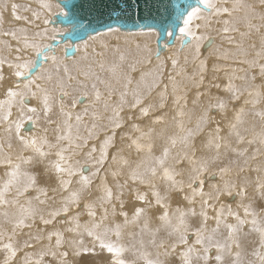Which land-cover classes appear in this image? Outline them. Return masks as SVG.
I'll list each match as a JSON object with an SVG mask.
<instances>
[{
	"label": "snow or ice",
	"instance_id": "snow-or-ice-1",
	"mask_svg": "<svg viewBox=\"0 0 264 264\" xmlns=\"http://www.w3.org/2000/svg\"><path fill=\"white\" fill-rule=\"evenodd\" d=\"M34 2L0 0V264H264V0Z\"/></svg>",
	"mask_w": 264,
	"mask_h": 264
},
{
	"label": "water",
	"instance_id": "water-1",
	"mask_svg": "<svg viewBox=\"0 0 264 264\" xmlns=\"http://www.w3.org/2000/svg\"><path fill=\"white\" fill-rule=\"evenodd\" d=\"M59 3H61V6L64 5H72L75 3L83 2L85 4L91 3L92 0H58ZM112 0H95V3L98 7L103 8L105 5L110 6ZM133 3L136 2V0H132ZM181 3L185 4V0H148V3L153 4L154 6L160 7V12L163 14V20L164 24H167L168 17L167 14L164 13V7L163 4L171 3L172 5H175V3ZM144 0H141V6L143 7ZM186 6V4H185ZM66 11L69 9L66 8ZM147 13H143L142 15H146ZM172 15L174 16L175 13L173 12ZM82 17V19H81ZM92 17L88 16L86 12H79L77 14V11L75 9L69 11L68 17H53L52 23L49 24L53 28H56L61 31V33H58L56 36V40L52 41L51 44L53 45V48L56 49L59 46H65L69 45L71 48V52L69 55V58L72 56H75L77 52H75L76 44L84 41L87 39L88 34L92 33L95 34L93 31V27H87L86 29H82L80 25H89V20H91ZM123 23V22H122ZM154 23L153 21H145L142 17L136 18V23L132 24L131 22H128L125 24V27L128 29H131L132 31H139L140 28H146L148 24ZM93 26L98 27V25H95V22L93 21ZM165 42L168 43L169 47H174L176 45V42L174 37L168 38L166 35L160 39L159 41L156 40V44L160 49L161 54L166 51L165 48ZM207 47V46H206Z\"/></svg>",
	"mask_w": 264,
	"mask_h": 264
},
{
	"label": "rangeland",
	"instance_id": "rangeland-1",
	"mask_svg": "<svg viewBox=\"0 0 264 264\" xmlns=\"http://www.w3.org/2000/svg\"><path fill=\"white\" fill-rule=\"evenodd\" d=\"M11 2H15V3H18V4H28L30 7L32 8H37V4L34 2V0H13ZM251 2V0H250ZM7 14V13H5ZM6 16L5 18H7L6 20H8V23L4 21V24H3V27L5 29H8L10 27H12L13 25H17L18 23H22V22H16L14 21L13 19L10 18V11L8 12V15H5ZM24 15H28L30 18H31V14L30 13H23ZM5 20V19H4ZM11 20V21H10ZM12 26H9L10 24ZM37 24H40L39 21L36 22ZM6 24V25H5ZM6 26V27H5ZM49 27V30L52 29L53 27L48 25ZM58 33H61V31L59 30L57 32L56 35H58ZM50 35H51V30H50ZM140 39H138L139 41H144V40H148V42L150 43L151 47L153 49L157 48V44H156V39L155 37H151V38H148V37H139ZM137 39V38H136ZM253 39H256V37H253ZM47 43H51L52 41L49 40V41H46ZM221 42L219 39L216 40V44L219 45ZM70 45V44H69ZM68 45V46H69ZM71 46V45H70ZM77 46V45H76ZM224 47H227V45H224ZM179 48V44L178 42H176V45L174 47H171V48H167L166 51L164 53H162L161 55L164 56V57H167L169 55H172L173 53H175L177 51V49ZM204 49H207V47L205 46ZM63 52H64V46H59L58 48H56V54L57 55H63ZM81 53H82V49H81ZM203 56V55H202ZM209 56V51L206 52V54L203 56V57H208ZM71 60V58H69ZM213 63V60L212 59H209V67H211V64ZM219 63H224L223 61H220ZM169 70H170V62H169ZM8 71L7 68H5V72ZM7 73V72H6ZM210 75L209 74V77H206V83H207V79L210 78ZM221 76V78L223 77V73H220L219 74ZM220 83H224L225 81L223 79H221L219 81ZM213 92H215V89H213ZM220 95H223V93H220Z\"/></svg>",
	"mask_w": 264,
	"mask_h": 264
},
{
	"label": "bare ground",
	"instance_id": "bare-ground-1",
	"mask_svg": "<svg viewBox=\"0 0 264 264\" xmlns=\"http://www.w3.org/2000/svg\"><path fill=\"white\" fill-rule=\"evenodd\" d=\"M11 1H13V0H11ZM5 15H8V13L5 14ZM5 17H6V16H4V19H5L4 21L8 23V20H9V19L6 20L7 18H5ZM10 18L12 19L11 16H10ZM10 21H11V20H10ZM9 24H10V23H9ZM5 25H6V24H5ZM9 26H12V25L10 24ZM5 27H6V26H5ZM50 30H51V29H50ZM56 36H57V35H56ZM137 39H140V38L138 37ZM83 42H84V41H82V42H80V43H78V44H76V45H82ZM207 51H209V50H208V49H202V55L204 56V55L206 54ZM80 55H81V53H76V54H75L76 57H79ZM69 62H71L70 59H69ZM6 72H7V71H6Z\"/></svg>",
	"mask_w": 264,
	"mask_h": 264
}]
</instances>
